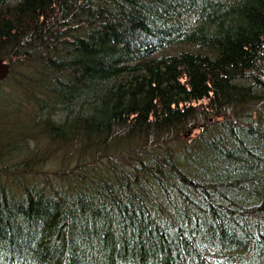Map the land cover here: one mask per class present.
I'll return each mask as SVG.
<instances>
[{
    "label": "trees",
    "instance_id": "1",
    "mask_svg": "<svg viewBox=\"0 0 264 264\" xmlns=\"http://www.w3.org/2000/svg\"><path fill=\"white\" fill-rule=\"evenodd\" d=\"M0 60V264H264V0H0Z\"/></svg>",
    "mask_w": 264,
    "mask_h": 264
},
{
    "label": "water",
    "instance_id": "2",
    "mask_svg": "<svg viewBox=\"0 0 264 264\" xmlns=\"http://www.w3.org/2000/svg\"><path fill=\"white\" fill-rule=\"evenodd\" d=\"M10 65L6 62H3L0 60V81H3L9 73ZM202 126L198 127V132L200 133L202 131ZM188 134V132L185 133V136Z\"/></svg>",
    "mask_w": 264,
    "mask_h": 264
},
{
    "label": "bare ground",
    "instance_id": "3",
    "mask_svg": "<svg viewBox=\"0 0 264 264\" xmlns=\"http://www.w3.org/2000/svg\"><path fill=\"white\" fill-rule=\"evenodd\" d=\"M230 1V0H229ZM141 25V24H140ZM31 33V32H30ZM29 37H30V35H29ZM29 39V38H28ZM29 40H31V39H29ZM28 40V41H29ZM35 41V40H34ZM24 42V41H23ZM30 43V42H29ZM54 61V60H53ZM19 62V61H18ZM8 79V78H7ZM179 109V108H178ZM20 114V113H19ZM23 115V114H22ZM24 119H25V117H24ZM24 120H22V122H23ZM198 124H200V123H198ZM223 150V149H222ZM224 151V150H223ZM169 160V159H168ZM165 162V161H164ZM188 164V163H187ZM104 167V166H103ZM152 167V166H151ZM171 167V166H170ZM166 168V167H165ZM160 171V170H159ZM168 171H169V168H168ZM158 172V171H157ZM173 172V171H172ZM170 173V172H169ZM159 174V173H158ZM159 177V176H158ZM178 177V176H177ZM181 177H183V176H181ZM170 179V178H169ZM175 179V178H174ZM181 179V178H180ZM184 179V178H183ZM187 179V178H186ZM192 181V180H191ZM159 182V181H158ZM178 182V181H177ZM190 182V181H189ZM159 184V183H158ZM165 184H166V182H165ZM186 184V183H185ZM163 185V184H162ZM157 186V185H156ZM159 186V185H158ZM157 186V187H158ZM192 188H193V186H192ZM191 190V189H190ZM183 191V190H182ZM186 193V192H185ZM57 194V193H56ZM223 197V196H222ZM223 216V215H222ZM218 217H219V215H218ZM252 217V216H251ZM224 218V217H223ZM57 219V218H56ZM166 219V218H165ZM179 219V218H178ZM186 220V219H185ZM219 220V219H218ZM242 220V219H241ZM171 221V220H170ZM164 222V221H163ZM162 222V223H163ZM173 223V222H172ZM186 224H187V222H186ZM227 224V223H226ZM182 226V225H181ZM259 227V226H258ZM177 228V227H176ZM257 232V231H256ZM177 234V233H176ZM220 234V233H219ZM179 236V235H178ZM258 237V236H257ZM260 238V237H259ZM222 239V238H221ZM192 242V241H191ZM225 253H226V251H225ZM235 256V255H234ZM178 260V259H177Z\"/></svg>",
    "mask_w": 264,
    "mask_h": 264
},
{
    "label": "rangeland",
    "instance_id": "4",
    "mask_svg": "<svg viewBox=\"0 0 264 264\" xmlns=\"http://www.w3.org/2000/svg\"><path fill=\"white\" fill-rule=\"evenodd\" d=\"M188 135H189V132H188V134L186 136H188Z\"/></svg>",
    "mask_w": 264,
    "mask_h": 264
}]
</instances>
